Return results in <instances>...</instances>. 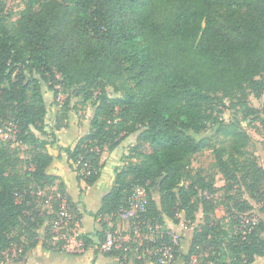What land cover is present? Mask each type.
Returning <instances> with one entry per match:
<instances>
[{
    "label": "trees",
    "instance_id": "trees-1",
    "mask_svg": "<svg viewBox=\"0 0 264 264\" xmlns=\"http://www.w3.org/2000/svg\"><path fill=\"white\" fill-rule=\"evenodd\" d=\"M24 4L19 18L9 23L7 0H0V125L8 119L17 126L18 140L37 145L29 177L42 186L61 180L65 194L66 183L51 170L55 156L49 146L56 143V135L41 139L34 129L47 134L44 86L55 98L66 91V106L82 96L93 106L90 131L74 148L59 146L78 180L94 185L105 166L104 150L136 135L100 208L91 212L96 219L117 213L134 188L142 186L149 200L139 218L144 229L146 220L158 218L163 225L166 216L178 226L181 214L187 223L197 221L201 212L183 255L188 264L194 255L197 262L202 258L198 264H256V257L264 256V218L246 232L243 217L255 210L245 193L261 205L264 215V167L249 149L251 136L220 114L229 108V99L231 106H242L251 116L256 111L249 104V91L264 93V0ZM210 126L215 132L208 134ZM218 132L223 139L213 141ZM206 149L215 155V167L225 180L222 187L203 168L188 166L192 155ZM16 162L12 152L0 147V264L13 248L24 256L41 241L44 247L53 246L50 227L41 240L37 230L43 223L26 214L20 183L8 174ZM153 189L160 193L159 202ZM220 207L223 216L217 214ZM74 209L80 220L81 211ZM225 220L234 226L233 237L222 229ZM103 222V230L97 231L98 250L119 259L136 256L126 249L128 243L103 250L108 227ZM151 223L154 237H147L141 249L172 241L171 229L155 231L156 221ZM15 227L28 237L12 236ZM79 238L86 247L94 243L89 233ZM179 248L175 259L182 253ZM140 258L138 263L148 259L161 264L154 256Z\"/></svg>",
    "mask_w": 264,
    "mask_h": 264
},
{
    "label": "rangeland",
    "instance_id": "rangeland-1",
    "mask_svg": "<svg viewBox=\"0 0 264 264\" xmlns=\"http://www.w3.org/2000/svg\"><path fill=\"white\" fill-rule=\"evenodd\" d=\"M24 7V0H7L5 13L10 14V16L8 17L9 23H13L16 21V19L19 18L20 13L24 9ZM58 89H62V87L58 86ZM44 92L49 109L45 118V130L47 134L41 133L38 130L34 129L35 135H37L41 139L51 140L52 137L50 136L52 135V133H54L51 128L52 126H60L69 122L86 125V120H88V117L90 118V113L93 111V106L91 102H84L82 96H79L73 99V102L70 106H66V91L62 92L61 90L60 94L56 98L54 97L53 91L47 88L46 86H44ZM248 101L251 108L256 111L251 116L245 115L242 106H231L232 103L229 99H226V103L227 105H229V108L224 110L223 113H221L220 115L226 121H233L235 122V124L240 125L251 136L252 140L249 149L258 156L260 164L264 167V93H255L250 90L248 94ZM10 124L11 122L8 119H5L2 122V125H0V147L12 152L13 157L17 159L16 164L8 169V174L15 181L20 183V200L26 201V214L33 216L35 221L37 220V222L41 221L43 223L41 227H39V229L37 230L40 236L43 237L48 234L46 228L50 227L51 232L49 236L53 238V243L60 242L62 246L61 242L64 241L63 246H65V248H68L71 242H74L76 244L80 239L78 238L80 233H83L80 230L82 228V218L80 220H77L79 226L73 227V229L69 232L70 234L68 235V233H64V236L62 235L63 230L58 232L55 230V228H52L51 224L53 223L55 217L60 216L63 200L66 201L67 204L69 206L71 205L73 208H77L79 202L76 201L75 198L71 197L66 192V189L65 194L62 193V189L60 187L61 180H57L54 184H45L44 186H42L41 184L36 183L31 177H29L27 172L30 171L32 168L31 154L32 150L37 147V145L31 141L25 142L18 140L17 133L13 131V129L10 127ZM87 125H90V122H87ZM211 128L213 127L210 126L208 134L215 132V129ZM211 138L213 141L218 142L223 139V134L218 132L217 134L211 136ZM53 147H55V144H51L49 146L50 151L53 149ZM107 153L103 154L106 155ZM123 155L120 157V159L122 164H125L127 159H122ZM188 166L190 167V169L203 168L207 174L213 175L215 177V183L217 187H222L225 185V180L222 178L221 174L218 173L215 167V155L212 149H206L201 153L192 155L188 160ZM151 192L153 198L157 202H159V191L157 189H153L151 190ZM245 197L248 198L255 205V210L249 213L248 216L256 218L259 223L260 219L264 218V215L260 211L261 205L256 203L254 199L250 198L247 193H245ZM72 204H74L75 207ZM80 209L82 213H90L88 212V210L86 211L85 205H80ZM76 210L77 209H74V211ZM217 214L219 216L225 215V209L220 207L219 209H217ZM180 217L181 223L178 226H176V224H174L169 218L164 216L166 224H160L158 218H155L149 221L146 220V229H144L143 226L141 228L145 237H148L149 239L154 237V227L151 223L152 221H156L155 231L171 229L172 233L179 235L182 239L181 246L179 248V251H181L183 249V241H185L186 237L193 233L194 228L199 223V219H197V221L195 222L185 223L182 214L180 215ZM197 217H201V212L197 214ZM103 221L108 224L107 235L114 234L119 230L120 227V230L118 232L120 236L126 235L132 237L134 240L135 237H137L134 231V221L131 222L128 219L122 220L117 213H114L112 215H109L105 219L103 217H98L97 219L94 217V221H91L93 229L89 231V234L95 235L96 240L97 227H100ZM140 222L145 223L142 220ZM138 224L139 223H137L136 225ZM111 227L115 228L111 229ZM222 229L223 231L229 232V237L234 236V226L231 225L228 220L222 222ZM261 233L264 234V232ZM11 234L12 236H20L22 238L28 237V235L22 234V229L20 227L13 228ZM85 247L86 246L84 243V247L75 246V249L71 250L80 253L83 252V248ZM77 249H79L80 251H78ZM17 250L19 251L20 249L13 248L5 253L12 254L16 253ZM194 257L196 256L194 255ZM201 261L202 258H200L198 262L192 259V262L196 264L201 263Z\"/></svg>",
    "mask_w": 264,
    "mask_h": 264
},
{
    "label": "crops",
    "instance_id": "crops-1",
    "mask_svg": "<svg viewBox=\"0 0 264 264\" xmlns=\"http://www.w3.org/2000/svg\"><path fill=\"white\" fill-rule=\"evenodd\" d=\"M49 110V109H48ZM93 111L90 113V118ZM90 118L86 120V125L76 124L74 122H69L62 124L60 126H52V130L56 135L55 147L50 151L55 156V161L53 164L54 173L58 174L66 183V189L68 194L75 198L80 205L86 206V211L90 213H82V228L80 229L83 233H90L93 228L91 221H94V217L91 212H96L100 206L103 197L111 188L116 169L123 165L120 157L127 153L129 145L133 144L136 140V135L129 136L126 140L114 150H104L103 153H108L106 155L102 154V161L105 166L102 170L100 179L92 186H87L84 182H81L77 178V174L72 171L69 167V162L66 154L62 152L59 146L74 148L80 137L85 135L90 131ZM126 142V143H125ZM83 189V190H82ZM82 190V191H81ZM219 216V215H218ZM201 218V217H200ZM200 218L199 222H200ZM177 228V227H176ZM120 230V227H119ZM193 233L186 237L183 241V249L181 250V255L176 258L170 264H188L183 255H185L191 244ZM41 240H43L42 236ZM91 238L94 243L90 246L85 247L83 252H76L65 246H55L53 243L52 247H44L41 241L35 248L29 250L24 256H21V249L16 251V253H4L5 256L2 260L3 264H154L150 260H143L137 262V259H141L138 255H131L123 259H119L115 256H106L103 251L98 250L96 236L91 234ZM185 242V243H184ZM195 264V263H191ZM256 264H264V256L256 257Z\"/></svg>",
    "mask_w": 264,
    "mask_h": 264
},
{
    "label": "built area",
    "instance_id": "built-area-1",
    "mask_svg": "<svg viewBox=\"0 0 264 264\" xmlns=\"http://www.w3.org/2000/svg\"><path fill=\"white\" fill-rule=\"evenodd\" d=\"M10 127L13 129L15 133H17L18 129L17 126L14 123L10 124ZM149 200H148V194L144 187L137 186L132 191L131 195L129 196L127 202L125 205L119 208L117 214L118 216L124 220L128 219L131 222L134 221V231L137 237H135V240L132 237L123 235H119V230L115 232L114 234H108L106 240L102 244V248L105 251L110 250L112 247H119L122 243H128L126 249L129 251H135L138 256H154L157 258V261L161 264H170L172 261L175 260V252L176 247L181 246V237L175 233L172 234V241L169 243L161 242L160 245H151L148 247H145L144 249H141V247L144 245V241L147 239L145 237L143 231H142V222L139 220L141 217V214L146 212L148 208ZM139 223L138 225H136ZM258 223L256 218H253L251 216L246 215L243 217V225L245 228H247L246 232H250L251 229ZM79 226V223L77 221L76 211H74V208L67 204L66 201L63 200L62 206H61V213L58 219L54 222V228L56 231L60 232L62 230H69L71 231L73 227ZM79 238V237H78ZM135 242V245H134ZM75 246L77 247H84V241L82 239H79V241L75 244L74 242L70 244L68 247L69 249H75ZM85 248H83L84 251ZM80 251L79 249H77ZM140 250H142L143 254L140 253ZM194 261L197 260L196 257H192ZM1 264H3L1 262Z\"/></svg>",
    "mask_w": 264,
    "mask_h": 264
},
{
    "label": "water",
    "instance_id": "water-1",
    "mask_svg": "<svg viewBox=\"0 0 264 264\" xmlns=\"http://www.w3.org/2000/svg\"><path fill=\"white\" fill-rule=\"evenodd\" d=\"M101 204H102V202H101ZM102 230H103L102 226L97 227V231H102Z\"/></svg>",
    "mask_w": 264,
    "mask_h": 264
}]
</instances>
